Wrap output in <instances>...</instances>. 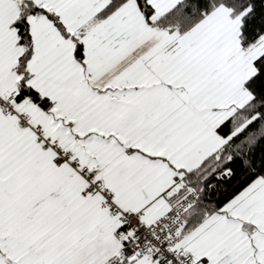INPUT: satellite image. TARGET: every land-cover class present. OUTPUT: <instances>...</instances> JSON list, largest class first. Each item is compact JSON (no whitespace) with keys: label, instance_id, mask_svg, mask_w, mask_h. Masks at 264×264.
I'll list each match as a JSON object with an SVG mask.
<instances>
[{"label":"snow or ice","instance_id":"1","mask_svg":"<svg viewBox=\"0 0 264 264\" xmlns=\"http://www.w3.org/2000/svg\"><path fill=\"white\" fill-rule=\"evenodd\" d=\"M0 264H264V0H0Z\"/></svg>","mask_w":264,"mask_h":264}]
</instances>
